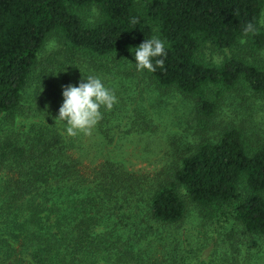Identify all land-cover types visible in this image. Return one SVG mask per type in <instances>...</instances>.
I'll return each mask as SVG.
<instances>
[{"label":"trees","instance_id":"16d2710c","mask_svg":"<svg viewBox=\"0 0 264 264\" xmlns=\"http://www.w3.org/2000/svg\"><path fill=\"white\" fill-rule=\"evenodd\" d=\"M263 11L264 0H0V264H194L186 222L196 237L239 229L223 236L237 252L243 236L264 237V138L249 144L230 127L192 144L187 129L170 132L153 169L107 150L161 131L170 96L205 118L239 79L264 99ZM54 32L64 52L24 101ZM154 34L168 45L164 68L138 72L130 48ZM206 46L238 54L216 62ZM88 74L118 97L88 136L94 148L55 122L63 86Z\"/></svg>","mask_w":264,"mask_h":264},{"label":"rangeland","instance_id":"374dc122","mask_svg":"<svg viewBox=\"0 0 264 264\" xmlns=\"http://www.w3.org/2000/svg\"><path fill=\"white\" fill-rule=\"evenodd\" d=\"M137 1L142 3L145 0ZM93 9L96 11L93 12ZM97 14L98 11L95 7L84 10V18L89 23L96 20ZM262 23L264 25V11ZM64 47L57 33L54 32L48 36L46 44L39 54V68L31 80L30 87L24 93V101L32 99L33 92L39 82L38 79L42 78V74L44 75V72H41L43 66L46 67L50 59L61 58ZM234 54H238L237 51H219L212 46H206L203 49V55L207 59H213L216 62L222 61L225 56L228 57ZM259 56L262 59L261 62L264 63V50ZM248 58L252 61L251 56H248ZM112 84L114 83L112 82ZM174 94L172 96H180L177 92ZM144 101L148 102V95H146ZM192 103L191 105L189 102L180 103L171 96L165 99L162 107L158 106L160 109L159 116L155 118L161 122L159 126L161 131L150 138L137 135L122 145H108L107 150L111 157L124 162L130 168L153 169L158 164L161 151L168 147L166 139L170 132L183 133V129H187L190 133L187 140L192 144L195 141L216 140L223 130L230 127L240 129L245 141L249 144L254 145L264 138V99L256 95L243 79H239L234 86L224 90L223 98L210 118L199 115L198 117L193 111L194 103ZM88 136L85 135L84 137V139H87L85 144L94 148L95 138H88ZM227 226L229 227L226 230L220 229V232H217V229H213L211 226H206L205 228H208L207 232L196 237L197 233L190 228L191 224L186 222L181 229L189 228L187 231H182L181 234L183 253L188 254L187 257L194 264H229L235 260L239 261L240 264H264V237L243 236L241 239L244 244L237 243L240 246L237 252L236 247L228 243L230 239L223 237L226 233L233 232H231L230 225L227 224ZM238 230L233 232L232 237L235 238L231 239V242L239 237L237 236L239 234Z\"/></svg>","mask_w":264,"mask_h":264},{"label":"clouds","instance_id":"9594fccd","mask_svg":"<svg viewBox=\"0 0 264 264\" xmlns=\"http://www.w3.org/2000/svg\"><path fill=\"white\" fill-rule=\"evenodd\" d=\"M95 11L93 9V12ZM130 23L136 25L137 18L133 17ZM167 48L166 40L156 34L145 39L139 46L130 48L136 70L153 73L157 68L163 69L168 54ZM62 97L63 102L55 122L61 123L66 136L73 138L81 134L91 135L92 130L103 118L104 112L111 111L118 103L115 90L103 77L96 74L83 75L78 86H63Z\"/></svg>","mask_w":264,"mask_h":264}]
</instances>
